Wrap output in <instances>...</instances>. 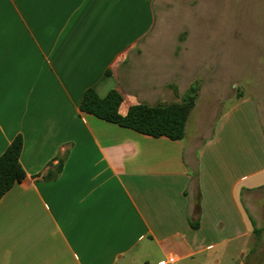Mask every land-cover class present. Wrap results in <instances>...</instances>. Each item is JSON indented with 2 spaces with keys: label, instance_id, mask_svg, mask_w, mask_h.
I'll return each instance as SVG.
<instances>
[{
  "label": "crops",
  "instance_id": "1",
  "mask_svg": "<svg viewBox=\"0 0 264 264\" xmlns=\"http://www.w3.org/2000/svg\"><path fill=\"white\" fill-rule=\"evenodd\" d=\"M158 1L0 0V155L22 135L27 173L0 199V264H157L169 255L223 264L250 244L245 264L261 263L255 97L238 99L210 132L202 113L192 127L189 116L183 140L80 109L87 88L117 89L123 114L146 100L130 92L127 102L118 76L150 46ZM66 153L62 172L46 179Z\"/></svg>",
  "mask_w": 264,
  "mask_h": 264
},
{
  "label": "rangeland",
  "instance_id": "2",
  "mask_svg": "<svg viewBox=\"0 0 264 264\" xmlns=\"http://www.w3.org/2000/svg\"><path fill=\"white\" fill-rule=\"evenodd\" d=\"M155 5L150 46L122 65L118 76L124 93H142L140 99L146 100L140 102L149 104L179 102L198 83L191 127L202 113L210 132L217 117L244 95L257 99L264 122V0H160ZM248 249L251 244L238 247L223 264H245Z\"/></svg>",
  "mask_w": 264,
  "mask_h": 264
},
{
  "label": "trees",
  "instance_id": "3",
  "mask_svg": "<svg viewBox=\"0 0 264 264\" xmlns=\"http://www.w3.org/2000/svg\"><path fill=\"white\" fill-rule=\"evenodd\" d=\"M199 89L198 83H193L184 93L182 101L135 103L123 114L120 111L123 96L117 89H111L105 96H101L94 88H87L80 102V109L143 134L183 140L186 136L188 118L197 103ZM23 144V137L18 134L0 155V199L27 176L20 161ZM66 156L67 153L58 158L55 168L45 175L46 179L58 177L63 170Z\"/></svg>",
  "mask_w": 264,
  "mask_h": 264
},
{
  "label": "built area",
  "instance_id": "4",
  "mask_svg": "<svg viewBox=\"0 0 264 264\" xmlns=\"http://www.w3.org/2000/svg\"><path fill=\"white\" fill-rule=\"evenodd\" d=\"M178 257L176 255H169L168 257L161 259L157 262V264H178ZM238 264H244L240 261Z\"/></svg>",
  "mask_w": 264,
  "mask_h": 264
}]
</instances>
